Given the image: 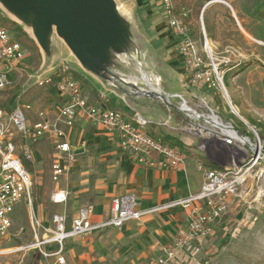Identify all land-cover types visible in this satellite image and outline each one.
I'll use <instances>...</instances> for the list:
<instances>
[{
    "label": "crops",
    "instance_id": "obj_1",
    "mask_svg": "<svg viewBox=\"0 0 264 264\" xmlns=\"http://www.w3.org/2000/svg\"><path fill=\"white\" fill-rule=\"evenodd\" d=\"M199 1L202 0H175L174 3L176 9L187 6L193 13L194 6ZM229 1L236 4L237 10L243 16L242 21L246 23L250 32L264 25V17L261 14L264 10V0ZM229 1H204L200 7V18L204 16L211 4L216 2L226 4L235 13ZM104 7L103 13L102 10V14L100 13L102 21L118 27L120 37L128 46L132 60L102 45V28L92 21V16H88L86 20L75 16L74 24L75 36L89 47L88 50L100 65L98 70L102 71L101 73L105 76L95 72L85 59L75 55L57 34L55 26H48L43 31L40 42L31 24L32 15H29L31 20L28 25L23 23L20 17L15 19L17 22L20 21L18 22L20 28L27 32L36 47L37 56L40 59L36 71L44 68L46 72H49L58 63L66 62L73 76L81 83L83 97L92 104H103L116 109L127 118H132L137 114L150 120L151 122L144 128V131L156 139L172 143L179 148L185 155L183 165L177 171L145 167L137 163L128 152L120 147L115 132L108 131L98 122L76 117L71 127L64 126L74 162L69 172L60 178L58 184L51 181L52 190L56 187L69 191L66 203H53L50 200L52 190L48 196V202H45L43 198L38 199L43 195L41 188H36L31 206L25 203L28 211L27 229L20 227L14 234L18 243L4 246L8 241L10 229L15 223L21 221L15 219L14 213L12 214L13 226L6 233L0 234V264H11L6 259H12L13 255L20 252L24 253L17 256L18 264H21L23 260V264H56L54 256L43 257L35 249L24 248L34 241L30 213L34 214L41 226L37 228L40 236L43 232L42 227L49 226L53 215L64 214L65 229L68 230L78 210L89 204L93 206L91 221L100 222L109 215L110 203L117 197L131 195L135 199L136 207L145 210L200 190L202 175L197 178L199 173L197 168L200 164L204 165V161L207 160L206 153L199 148L201 138L180 129L186 122L181 112L175 108L168 109L158 99L132 92L135 87L142 85L135 62H140L142 70L146 73L160 77V87L163 91L169 94H180L189 103L202 98L215 104L218 97L210 90L205 93L201 89L196 90L184 86L185 71L177 51V39L168 26L160 0H107L102 9ZM236 19L240 27V37L234 30L226 28L224 22L222 26L217 20L210 23L209 35L202 27L209 47L215 51L231 45L238 49H248L250 39L260 45L259 52L264 56V39L254 37L241 24L237 16ZM196 40L199 43V39L196 38ZM254 48L256 51L257 48ZM24 50L26 55L20 63L23 67H18L11 74L12 82L16 72L22 74L27 70L26 63L30 52L25 48ZM257 56H259L258 53L255 58ZM102 66L104 68H101ZM106 70L117 78L111 79V76L103 73ZM26 74L30 75L28 71ZM244 74L239 72L232 78L233 82L237 83L236 89L239 90L242 103L250 106V110L264 114V99H262L264 97V71L260 74L261 77L258 73L257 77L250 76L252 72L246 76ZM59 95V103L63 106L66 97L60 93ZM174 101L172 102L176 105ZM38 112V109L31 103V114L36 115L37 118ZM166 118L170 119V125L176 127L175 130L158 125L159 121ZM43 139H47L49 141L47 143L52 144L54 150L53 141L47 137ZM45 148L44 146L43 150ZM43 154L42 152L40 157L36 156V161L32 156L31 162L38 161L39 164L34 167L36 173L41 172ZM187 226L188 212L179 206L145 214L139 220L126 221L119 228L105 227L87 236L67 239L63 250L65 264H150L151 260L163 255L164 249L172 244L176 233L186 229ZM25 237L29 240L25 241ZM42 248L46 251H53L56 249V244H45ZM187 248L183 249L181 254L183 259H186L185 253L189 250ZM194 254H188L187 257L194 256Z\"/></svg>",
    "mask_w": 264,
    "mask_h": 264
},
{
    "label": "built area",
    "instance_id": "obj_2",
    "mask_svg": "<svg viewBox=\"0 0 264 264\" xmlns=\"http://www.w3.org/2000/svg\"><path fill=\"white\" fill-rule=\"evenodd\" d=\"M174 1L160 0L168 26L177 39V51L185 71L184 86L211 90L216 84L222 85L219 64L210 54L205 35L201 45L192 36L190 8L181 6L176 9ZM25 55L23 46L10 36L0 21V90L11 86V74ZM29 78L38 87L55 86L66 100L55 119L39 111L37 120L33 123L28 122L23 112V108L31 110L30 104L14 103L10 110L0 106V234L11 228L14 208L22 201L31 206L33 201L32 175L24 164L32 161L29 144L46 137L53 141L55 158L51 164V181L58 184L74 162L64 126L71 127L76 117L98 122L108 131L115 132L120 147L145 167L174 171L181 169L184 153L145 132L144 128L150 120L137 114L127 118L116 109L89 102L82 96L81 83L73 76L66 62L58 63L49 72L35 71ZM145 90L161 93L168 109L175 108L183 114L186 122L180 129L203 140H210L207 145L200 143L201 150L208 147L215 156L225 158L230 164L240 160L243 157L240 150L248 147L250 151L242 159L241 166L228 164L214 168L200 164L197 168L202 175L200 190L158 207L140 210L131 195L114 198L110 203L109 215L100 222L91 221L93 206L89 204L78 210L68 230L65 229V215L55 214L51 217L49 226L42 227L43 232L39 236L37 228L41 226L34 214L30 213L34 241L24 248L35 249L43 257L54 256L56 264H65L63 250L67 239L87 236L105 227L119 228L126 221L139 220L145 214L179 206L188 212L187 228L179 230L172 244L164 249L163 255L150 262L168 264L180 255L185 246L190 247L192 243L200 245L202 240L215 233L216 224L229 212L224 202L227 196L238 197L240 201L246 202L253 189L254 178L263 173H256L251 169L257 162L264 161V142L261 145L256 136L257 142L252 146L245 132L235 128L230 122L223 121L206 101L201 99L192 105L180 94L163 91L159 76L149 74ZM175 99L179 100L178 105L173 104ZM158 125L176 129L170 125L169 118L159 121ZM218 141H222V144ZM67 197L68 190L56 187L50 194V200L56 204L66 203ZM239 200L237 202L233 199L234 208L240 205ZM45 244H56V249L46 251L42 248Z\"/></svg>",
    "mask_w": 264,
    "mask_h": 264
},
{
    "label": "rangeland",
    "instance_id": "obj_3",
    "mask_svg": "<svg viewBox=\"0 0 264 264\" xmlns=\"http://www.w3.org/2000/svg\"><path fill=\"white\" fill-rule=\"evenodd\" d=\"M4 1L0 0V21L7 28L10 36L13 39L19 41L26 51L30 52V57L26 63L27 70L23 71L22 74H20V72H16L14 74V81L12 82L11 86L0 90V106L6 108L5 106L7 104L8 97L14 93H17L18 96L14 103H18L19 105H25L29 103L31 105L32 103L38 109V111H42L47 117L54 119L62 107L59 103L60 95L57 89L55 87L54 89L52 85L49 87H38L36 84H33L29 78V75L26 74L27 71L31 74L33 71L37 70L40 64V59H38L37 50L34 43L28 37L27 32L22 31L20 28L18 23L20 21L17 22L15 19L19 18L15 14L17 10L6 4ZM204 1L206 0L196 3L194 6L195 10L193 13H191L189 20L192 28V36L195 39H199V45H201L202 39L204 38L202 27L205 28L207 35H209L210 23L215 20L220 21L222 26L224 22L226 28L229 30H234L235 33L240 37V27L236 19L237 16L239 20H241V24L249 31L246 23L242 21L243 16L237 10L236 4L229 0L228 1L234 8L235 13H233L231 8L226 4L216 2L212 3L209 9L205 12L204 16L202 15L200 18V7ZM261 14L264 17V10L261 12ZM23 19L24 18H22V22L28 25V17H25L24 20ZM12 22L14 24H12ZM250 33L256 38L264 39V25H260L258 29L256 28ZM247 46L248 49H238L236 46L234 47L231 45L219 51H215L209 47L210 54L212 55L214 61L219 64L218 71L221 73L220 75L222 85L216 84L214 89L210 90L215 96L218 97V99L215 101V104H211L207 100L206 102L208 106L213 109L223 121L230 122L235 128L245 132L250 138L253 146V144L257 142L256 136L259 137L258 139H260V144L264 142V138L261 136L264 135V114H258L255 111L250 110V106L242 103L239 90L236 89L237 83L233 82L232 79L239 72L243 74L245 73V76L251 74L252 72L250 76L253 77H257L256 74L258 73L261 77L260 74H262V71H264V63L261 62H264V56L260 54L258 49L260 45L249 39V44ZM254 47L257 48L256 51ZM251 53H253V55H250ZM257 53L259 54V56H257L259 60L255 58ZM18 67H23V64L18 65ZM199 89L205 93H207L209 90L204 88ZM201 99L193 101L194 103L191 104L193 105ZM262 99H264V97H262ZM202 100L205 101V99ZM174 102L176 105H178L179 100L175 99ZM23 112L30 123H33L37 120L36 115L34 116L31 114V110L23 108ZM55 112L56 114H54ZM251 117L255 119H252ZM249 120L252 121L251 124ZM257 122L262 123L263 125L260 126L257 124ZM42 139L33 144H29V148L34 160L36 159V156L40 157L42 152L44 153L41 157V172L36 173L37 171L34 170L35 165H39L38 161L24 162V164L29 172L32 173V197H34L35 189L41 188V193L43 196H39L40 198L38 199L43 198L45 202H48V196L53 188V183L51 182L50 178V166L53 163L52 160L54 158V150L52 149V144L47 143L49 142L47 139ZM201 140H203V138ZM44 146L46 147L45 150H43ZM249 151L250 150L248 147L240 150L239 153L242 154L243 157L240 160L231 162L230 164L226 163V166L229 164L240 167L243 161L242 159ZM19 154L22 156V153ZM252 170H254L256 173H263L261 176L259 175L260 177L258 176L257 178H254L255 181L253 183V189L248 195L246 202L245 200L240 201L238 197H234L237 202L238 200L240 201V205L237 208H234V198L227 196L226 200H224L229 212L223 215L221 220L215 226V232L220 231V239L224 241V243L220 245L221 247L218 248V243L215 245H209L207 243L205 246H198L196 243H192L190 247H184V249H189L188 253H185L186 259L182 258V250L180 255L171 260L168 264H264V161H260L259 163L257 162L252 167L251 171ZM200 176L201 173L199 172L197 178ZM13 213L15 219L17 218L21 221L15 223L14 226L12 225L13 227L11 226L12 228L10 229L8 241L5 242L6 244H4V246H10L12 244L18 243L16 242L17 240L15 239L14 234H16L20 227L27 229L28 211L25 202L22 201L18 206H16ZM206 239L208 240V238ZM27 240H29L28 237H25V241ZM194 248L197 251H195ZM192 252L195 253L194 256L187 257L188 254H193ZM23 253L24 252L17 253L16 255H13L12 259L8 258L6 260L10 261L11 264H18L19 258H17V256H21ZM23 263L24 260L21 264Z\"/></svg>",
    "mask_w": 264,
    "mask_h": 264
},
{
    "label": "water",
    "instance_id": "obj_4",
    "mask_svg": "<svg viewBox=\"0 0 264 264\" xmlns=\"http://www.w3.org/2000/svg\"><path fill=\"white\" fill-rule=\"evenodd\" d=\"M4 2L17 10L15 14L18 17L24 19L28 17V24L31 20L29 15H32L31 24L40 42L42 41L43 31L48 26H55L57 34L70 47L72 52L78 57L85 59L89 67L100 75L102 71L98 70L100 68L98 61L88 50L89 47L75 36V16H80L82 20H86L88 16H92V21L102 28V45L119 52L120 56L124 55L128 60H132L130 50L125 41L120 37L118 27L116 28L113 24H105L100 17L101 10L103 13L105 9V7L102 9V6L106 5L107 0H5ZM135 63L139 70L138 78L142 82V85L135 87L132 92L165 102V97L161 93L145 90L148 75L151 73L143 71L140 62ZM101 68L104 67L102 66ZM38 72L45 73L46 70L41 68ZM103 73L111 76V79L117 78V76L107 70ZM102 76L105 75L102 74ZM207 141L210 140H202L204 144ZM218 142L222 144V141ZM204 152L208 161L219 167L226 166L227 160L223 157L215 156L210 148L205 147Z\"/></svg>",
    "mask_w": 264,
    "mask_h": 264
},
{
    "label": "trees",
    "instance_id": "obj_5",
    "mask_svg": "<svg viewBox=\"0 0 264 264\" xmlns=\"http://www.w3.org/2000/svg\"><path fill=\"white\" fill-rule=\"evenodd\" d=\"M12 24H14V23L12 22ZM17 96H18V94H17V93H14V94H12L10 97H8V99H7V104H6V106H5L7 110H10V109H11V107L13 106V104H14V102H15ZM249 122H250V124H251L252 121L249 120ZM257 124L260 125V126L263 125L262 123H259V122H257ZM263 126H264V125H263ZM261 136H263V138H264V135H261ZM162 141H163V140H162ZM165 143H167L169 146H172V147H174V148L180 150L179 148H177V147H176L174 144H172V143H169V142H165ZM203 164H204L205 166H208V167L219 168V166H217L216 164H214V163H212V162H210V161H208V160H206L205 163H203ZM215 233H216V234H215ZM215 233H214V234L211 236V238H209L208 240H207V239L202 240L200 246H201V245H202V246H203V245H206L207 243H208L209 245H211V244L215 245V244L218 243V248H220V247H221L220 245L223 244L224 241H223L222 239H220V238H221V232H220V231L215 232ZM196 245H197V244H196ZM198 246H199V245H198ZM210 247H211V246H210Z\"/></svg>",
    "mask_w": 264,
    "mask_h": 264
}]
</instances>
